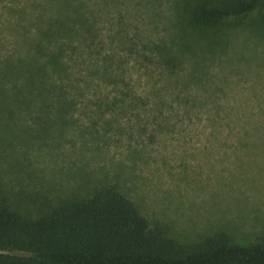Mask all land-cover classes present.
<instances>
[{"label": "rangeland", "instance_id": "rangeland-1", "mask_svg": "<svg viewBox=\"0 0 264 264\" xmlns=\"http://www.w3.org/2000/svg\"><path fill=\"white\" fill-rule=\"evenodd\" d=\"M183 1L201 0L111 1L121 80L108 89L133 93L103 111L82 99L62 117H0V205L39 212L111 184L181 242L264 234V126H253L264 122V16L189 23ZM19 2L0 0V55ZM156 44L169 45L171 70Z\"/></svg>", "mask_w": 264, "mask_h": 264}, {"label": "trees", "instance_id": "trees-1", "mask_svg": "<svg viewBox=\"0 0 264 264\" xmlns=\"http://www.w3.org/2000/svg\"><path fill=\"white\" fill-rule=\"evenodd\" d=\"M111 1L21 0L9 5L12 49L0 55V117H62L82 99H94L103 111L102 104L133 93L120 88L113 96L108 89L121 80L111 50ZM252 13L264 16V0L183 1L178 19L188 15L189 23L217 22ZM183 30L177 39L185 45ZM155 46L162 65L171 70L169 45ZM254 123L257 130L264 126ZM0 264H264V234L249 244L232 241L224 231L181 242L164 225L152 226L117 187L104 184L39 212L0 205Z\"/></svg>", "mask_w": 264, "mask_h": 264}]
</instances>
